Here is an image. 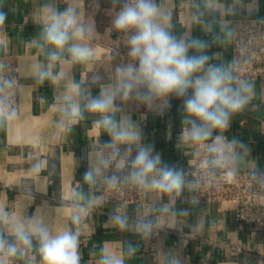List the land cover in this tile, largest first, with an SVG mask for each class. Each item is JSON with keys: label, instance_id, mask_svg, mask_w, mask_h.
I'll return each mask as SVG.
<instances>
[{"label": "crops", "instance_id": "0c3cea01", "mask_svg": "<svg viewBox=\"0 0 264 264\" xmlns=\"http://www.w3.org/2000/svg\"><path fill=\"white\" fill-rule=\"evenodd\" d=\"M131 2L0 0V12L6 16L0 24V64L15 66L21 76L18 111L0 116V264H44L39 240L33 236L26 245L10 227L17 220L32 219L42 220L52 236L78 233L79 264H264V228L252 234L237 221L232 203L199 198L189 175L199 147L229 156L231 169L264 171V81H242L251 87L249 102L231 114L227 128H212L201 141L187 138L191 124L185 123L184 98L177 105L175 95L149 104L141 99L147 93L142 84L127 98L116 93L113 111L88 109L102 88L115 89L119 70L139 65L129 55L134 30L114 26L118 13ZM155 2L167 16L165 24L172 35L206 42L200 51L190 48L189 55L209 56L205 69L220 66L232 77L233 24L264 17V0ZM68 8L75 10L85 38H71L59 52L60 59L52 62L50 55L58 50L45 43L42 33L52 11ZM77 43L92 50L86 61H73L67 51ZM40 72L51 76L41 79ZM239 82L233 77V86ZM71 84L80 88L79 95L72 94L80 105L78 116L69 115L65 99ZM105 116L111 117L116 130L122 122H130L139 140L118 139L102 122ZM143 148L158 155L160 163L146 174L142 201L122 210L104 203L98 184L105 153L114 152L116 164L124 168ZM162 167L179 174L178 192L150 186L160 178ZM89 171L92 182L84 178ZM82 207L94 211L85 218ZM74 216L79 223H74ZM118 216L126 218L123 227L115 219ZM142 223L150 224V231H142ZM9 246L16 248L14 255Z\"/></svg>", "mask_w": 264, "mask_h": 264}, {"label": "clouds", "instance_id": "9594fccd", "mask_svg": "<svg viewBox=\"0 0 264 264\" xmlns=\"http://www.w3.org/2000/svg\"><path fill=\"white\" fill-rule=\"evenodd\" d=\"M6 16L0 12V24L4 23ZM50 22L44 27L42 39L46 44L57 49L50 55V60L55 62L60 59L59 52L63 51L71 38H85V29L77 23L75 10L66 9L64 12L52 11ZM167 16L157 6L155 0H132L126 3L118 13L114 26L117 30H134V35L129 40V55L138 60L137 68L129 66L119 70V82L115 89L102 88L99 97L90 100L87 107L93 112L108 113L114 110V99L118 92H123L128 97L136 85L142 84L147 88V93L141 99L151 103L153 99H163L175 95L183 99V110L187 113L185 123L191 124L187 138L201 141L211 135L212 128H227L231 114L241 111L251 99V87L239 82L233 86V77L224 68L208 64L207 55H189V49L197 51L204 49L205 41L178 39L167 30L165 21ZM71 32V36H70ZM72 60L83 62L92 55V50L86 45L72 44L67 48ZM52 64L49 65L51 67ZM202 73L201 75H196ZM41 79L51 76L50 72H40ZM63 76V73L60 74ZM53 80L59 77H51ZM191 89V95H188ZM80 88L71 84L69 95L65 99L69 102V115L78 116L80 105L73 99L79 95ZM186 97V98H185ZM194 118V119H189ZM196 121H200L197 124ZM110 126L118 139L124 141H137L139 134L130 122H122L120 130L110 116H105L102 121ZM150 148H143L135 159L139 170L133 173V179L140 184H146V174L152 172L160 157L152 156ZM210 151H216L210 147ZM159 179H153L150 186L172 192L179 191L181 179L173 169L162 167L159 170ZM85 180L92 182L93 173L86 172ZM167 211V208L164 209ZM123 227L126 218L115 217ZM74 223H79V217H73ZM18 240L26 245L31 244L35 236L40 242V254L44 264H79L78 233L65 231L52 236L42 220L29 221L17 220L10 225ZM142 231H150V224H140ZM3 242L0 241V247ZM9 254L14 255L16 248L8 247Z\"/></svg>", "mask_w": 264, "mask_h": 264}, {"label": "built area", "instance_id": "2783aa9c", "mask_svg": "<svg viewBox=\"0 0 264 264\" xmlns=\"http://www.w3.org/2000/svg\"><path fill=\"white\" fill-rule=\"evenodd\" d=\"M231 60L236 81H264V17L233 24ZM20 79L18 68L0 64V116L9 117L18 111ZM134 162L119 167L114 152L105 153L98 184L99 198L104 203L122 210L142 201L147 183L133 179V173L139 170ZM229 162V156L199 147L189 170L195 193L207 202L232 203L242 228L256 234L264 228V171H237L230 168ZM93 211L82 207L85 218Z\"/></svg>", "mask_w": 264, "mask_h": 264}, {"label": "trees", "instance_id": "16d2710c", "mask_svg": "<svg viewBox=\"0 0 264 264\" xmlns=\"http://www.w3.org/2000/svg\"><path fill=\"white\" fill-rule=\"evenodd\" d=\"M189 93V92H188ZM181 98H176V100H175V104L177 105L178 104V102H179V100H180Z\"/></svg>", "mask_w": 264, "mask_h": 264}]
</instances>
